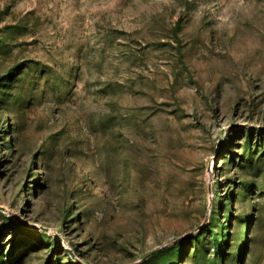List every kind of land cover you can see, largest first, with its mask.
<instances>
[{
    "label": "rangeland",
    "instance_id": "374dc122",
    "mask_svg": "<svg viewBox=\"0 0 264 264\" xmlns=\"http://www.w3.org/2000/svg\"><path fill=\"white\" fill-rule=\"evenodd\" d=\"M0 264H264V0H0Z\"/></svg>",
    "mask_w": 264,
    "mask_h": 264
},
{
    "label": "water",
    "instance_id": "95a60500",
    "mask_svg": "<svg viewBox=\"0 0 264 264\" xmlns=\"http://www.w3.org/2000/svg\"><path fill=\"white\" fill-rule=\"evenodd\" d=\"M160 249H157V250H154V251H152L150 254H153V253H155V252H157V251H159Z\"/></svg>",
    "mask_w": 264,
    "mask_h": 264
}]
</instances>
